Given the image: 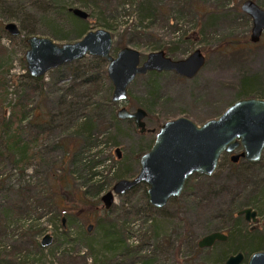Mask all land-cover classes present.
I'll use <instances>...</instances> for the list:
<instances>
[{
	"label": "rangeland",
	"instance_id": "374dc122",
	"mask_svg": "<svg viewBox=\"0 0 264 264\" xmlns=\"http://www.w3.org/2000/svg\"><path fill=\"white\" fill-rule=\"evenodd\" d=\"M243 1L0 0V25L13 21L22 30L19 36L3 35L2 45L6 51L0 54L3 72L0 111L5 110L9 116L16 102L29 104L27 119L20 126L21 140L31 142L34 152L26 162L8 160V155H4L2 133L0 264H80L74 260L76 251L83 254L90 242L101 241L104 235L99 223L104 220L105 226L107 219L101 196L113 188L115 177L124 170L132 173L127 178L137 175L140 169L137 160L147 152L159 125L185 116L201 126L220 116L233 101L243 98L240 96L245 79L253 81L248 92L264 99V33L259 42L250 41L252 20L249 22L248 15L241 9ZM255 1L264 8V0ZM74 6L89 12L86 19L89 30L104 28L105 22L111 24L112 28L108 29L114 35L112 53L115 55L124 46L138 49L143 59L159 50L166 51L174 60L187 58L197 48L203 50L207 61L194 78L187 79L171 71L146 73L137 76L129 87L128 98L122 106L132 111L138 107L146 109L147 127L155 132L142 135L126 121L119 128L105 131L119 106L108 103L105 98L106 85L112 83L110 80L106 85L102 82L105 79L101 71L108 64L101 57L88 55L77 60L76 67H80L81 72L91 67L89 73L96 77L93 82L85 83L83 77H74L69 68L57 67L44 75L43 92L30 89L33 79L26 68L24 54L28 46L24 36L44 35L59 44L81 39L82 34L74 25L77 16L67 8ZM99 76L101 80L96 82ZM21 113L18 112V116ZM68 113L72 122L66 120ZM84 114L92 117L94 137L89 141L83 161H88L92 153H98L95 159L105 167L100 183L109 182L107 189L97 197L90 196L87 202L74 197L76 201L63 200L59 205H49L55 189L51 174L56 168L59 174L66 168L69 175L73 169L69 161H64V148L59 143L72 138L74 126ZM36 116L47 117L48 123L33 126L29 121L34 122ZM116 148L120 149L121 158ZM240 151L241 148L237 150ZM262 157L257 163L234 164L224 155L213 175L193 174L182 195L171 198L160 208H147L148 186L142 183L123 195H115L110 221L115 222V229L126 228L129 243L135 249L142 246L139 255H147L156 264H224L222 254L225 252L228 256L241 251L237 250L239 245L247 249L241 251L244 256H250L248 249L256 246L257 239L244 244V235L238 232L234 241L231 230L236 227L249 230L254 225L247 222L244 215H237V211L251 206L259 212L256 228L264 233V152ZM80 174L89 176L87 171ZM83 180L71 179L70 188L78 190ZM27 188V195H22ZM29 215L34 226L27 229L22 223ZM58 216L71 224V238L67 240L58 228ZM238 216H241L239 224L235 221ZM89 224L93 225L91 232L86 230ZM152 225L157 227V234H153ZM77 229L83 233L75 232ZM216 231L229 235L228 240L217 241L206 248L198 246L200 239ZM47 233L53 236L52 244L43 246L41 240ZM96 247V252L104 253L98 250V245ZM135 249L129 257L125 249L105 253L102 263L129 264L137 255ZM64 251L74 256L65 257ZM248 259L245 257L242 264H247Z\"/></svg>",
	"mask_w": 264,
	"mask_h": 264
},
{
	"label": "water",
	"instance_id": "95a60500",
	"mask_svg": "<svg viewBox=\"0 0 264 264\" xmlns=\"http://www.w3.org/2000/svg\"><path fill=\"white\" fill-rule=\"evenodd\" d=\"M241 4L242 11L252 20L250 41L257 43L264 33V8L255 0H244ZM69 11L83 20L89 17V12L77 6L70 7ZM4 29L9 35L21 34V28L13 21L5 23ZM26 44L28 49L24 57L32 78L44 77L48 71L88 55L103 58L108 64L107 75L113 86L112 101L119 106L117 117L133 120L141 134L155 132V129L147 127V110L138 107L132 111L122 106L136 77L151 71H171L187 79L194 78L207 61L200 48L187 58L176 60L162 50L153 51L143 59L142 53L132 46L120 48L115 55L112 53L115 44L113 32L105 28L89 30L75 42L59 44L48 36L32 35L26 38ZM154 139L152 146L139 158L137 175L116 181L113 188L101 196L104 208H112L116 194L123 195L142 183L148 186L149 203L156 208L164 207L171 198L182 195L187 180L193 174L213 175L224 153H228L233 162L240 157L259 161L264 151V99H237L222 115L207 120L201 126L185 116L167 120L160 125ZM240 148L242 151L236 152ZM115 151L121 158L120 149ZM237 213L245 215L247 221H258V212L251 207ZM62 221L65 224L64 217ZM92 229L93 225L89 224L87 230L91 232ZM228 236L221 231L212 232L200 239L198 246L210 247L217 241H227ZM52 239L53 236L47 233L41 244L51 245ZM245 257L241 251L230 254L225 264H242ZM247 264H264V250L251 253Z\"/></svg>",
	"mask_w": 264,
	"mask_h": 264
},
{
	"label": "trees",
	"instance_id": "16d2710c",
	"mask_svg": "<svg viewBox=\"0 0 264 264\" xmlns=\"http://www.w3.org/2000/svg\"><path fill=\"white\" fill-rule=\"evenodd\" d=\"M257 3V2H256ZM68 10L70 7H67ZM247 16V15H246ZM75 19V24L78 27V33L81 35L80 37H83L84 35L87 34V31L89 30V23L87 20H83L80 19L78 17H74ZM249 22H251V18L248 16ZM108 23V24H107ZM104 28L106 29H111L112 26L109 22H105L103 23ZM4 33H7L4 29V24L0 25V54H4V52L6 51V48L2 45V39H3V35ZM22 33V30H21ZM29 35H25L24 36V42L26 43V38ZM230 45V44H229ZM77 62H73V63H67L66 65L60 66L58 68H69L71 70V72L73 73L74 77L77 78V76H81L83 77V82L85 81V83H89L90 81L93 82L95 80V76H92L89 73V70L91 69V67L88 66L87 69H84L81 72V68L80 67H76ZM108 66V65H107ZM1 67V66H0ZM155 72L157 71H151V72H147V74L150 75H154ZM3 74L2 69L0 68V83L2 82L1 80V75ZM101 75L103 76L102 78H104L105 80H103L102 82L104 83V85L107 84L108 80H109V76L107 75V68H103L101 71ZM101 76H99L96 79V82H100ZM33 79V83L31 84V90H35L38 91L40 90V92H43V82L45 80L44 77H39V78H31ZM246 81H243V85H242V95L240 97H256V95H251L253 93H250L248 91L251 90V88L253 87V81H247V79H245ZM101 86V85H100ZM106 87H108V90L106 92L105 98H107V102L108 103H113L112 101V92H113V86L111 85H106ZM260 97V96H257ZM64 101H66V97L63 98ZM240 99V98H238ZM2 100H0V108L2 107ZM29 104H22L21 102H16L15 105L13 106L12 110L9 112L10 115L7 116V113L5 110L0 111V138L4 135V148H6V151L4 153V155H8L6 158L8 160L14 161V163H22V162H26L28 159L32 158L34 156V152L32 153V146H31V142H23L21 140L22 138V134L23 130L20 129L21 124L24 123V121H26V109L28 108ZM37 107H40V103ZM96 108V105H95ZM22 112L21 116H18V112ZM148 112V111H147ZM69 114H67L66 120L67 122L70 121L72 122L71 118L69 117ZM91 114V113H90ZM148 116V115H147ZM37 119H35V121H29V123H31L33 126L35 127H40L43 124L48 123L46 120L48 119L46 118H42L41 116H36ZM113 121L111 124H109L108 126L106 125L105 131H107L108 129L111 128H119L118 126L120 124L123 123V121H126L127 123L133 124L134 127H136L135 122H133V120H129V119H119L117 117V112L113 113V117H112ZM92 117L91 115H87L84 114V118L80 119L79 122L76 124V126H74V134L72 136V138H70L68 141H61L59 143V146H63L64 148V161H69V163L72 165V170L71 172H69V175H67V173L65 172L67 169L64 168V171L62 173L59 174V172H57V168L56 171H54L51 174V180L53 181V183L55 184V189L53 190L54 193V197H51V202L49 205H59L63 200L65 201H76L75 198L79 199L82 203L83 202H87L86 199H88L90 196H98L99 194H101L105 189H107V184L109 182H101V179L103 180V172H104V166L102 167V163L100 164V162H98L97 159H95V155L97 154H93L90 155L89 160H85L83 161V155L86 154V149L89 146V141L92 139V137H94V134H92L91 131V127H92ZM66 126V125H65ZM160 126V125H159ZM24 129V128H23ZM25 130V129H24ZM90 133L89 135H85L86 133ZM3 133V135H2ZM85 133V134H83ZM148 133V132H146ZM145 133V134H146ZM144 135V134H142ZM155 139L153 140L152 143L149 144L148 149L152 146V144L154 143ZM99 146V145H97ZM2 147V149H3ZM147 149V150H148ZM1 151V148H0ZM100 154V153H99ZM1 155V152H0ZM140 158V157H139ZM87 161V162H86ZM139 161V159L137 160ZM64 164H66L65 162H63ZM235 164V163H234ZM84 165V166H83ZM66 167V166H65ZM84 167H86L84 169ZM102 167V168H100ZM125 169V168H124ZM88 172V177L87 176H81L80 172ZM77 173V174H76ZM132 173H130L128 170H124V173H120L118 174V176H116L115 178H117V181L126 177H129ZM86 175V174H85ZM79 177V178H78ZM83 180V182L80 185V188L78 190H72L70 188L71 186V179H76V180ZM188 183V182H187ZM188 185V184H187ZM185 188V187H184ZM91 190V191H90ZM92 190L93 193H92ZM28 188L27 190H24L22 195H27L28 193ZM147 191V189H146ZM145 191V192H146ZM146 195V194H145ZM75 197V198H74ZM146 205L148 206L147 208L151 209L152 206L149 202H148V196L146 195ZM95 203H98L95 202ZM113 208V207H112ZM111 209H106L105 208V217L107 219V222L105 223L106 225H103L104 220H102L100 224L101 229L104 230V235L103 238L101 239V241H96V242H90L88 244V248L86 249L85 252H83V254L81 253L82 251L77 250L76 253L74 254L76 256H74L72 253H69L67 251L63 252V255L65 257L71 258L72 256H74V260L76 263H82V264H103L102 260L104 258H102V256H104V254L109 253L113 250H118V249H125L126 255L127 257L131 256L133 253V249H135V247L133 246V244L131 245L129 242V237L127 236V229L126 228H117L115 229V225H114V221H110L111 219L109 218V214L110 212H113ZM241 216H238L237 218H235V221L238 223V220H240ZM30 215L27 217V219L23 220V226L27 227V229L32 228L34 226V224L31 222V220L29 221ZM109 220V221H108ZM56 221L59 222L58 224V228L61 230V234L63 235V237L66 238H71V233L72 231H70L71 228V224L69 222H64L60 219V217H56ZM239 224V223H238ZM155 225H152L153 227V234H157L155 233L158 229L157 227H154ZM87 230V228H86ZM93 230V229H92ZM78 233H83L82 230H75V232ZM89 231V230H88ZM237 231V233H236ZM85 232V231H84ZM238 232L242 233L244 235V238L246 241H244V244H250V242L254 239H257V244H255L256 246H254L253 248L248 249V254L250 255L251 253L255 252V251H259V250H264V233H262L259 229L255 228V229H239V227L232 229L231 230V239L234 241H236V239L234 237H236V234H238ZM87 234V233H86ZM126 234V235H125ZM229 237V236H228ZM67 240V239H66ZM250 240V241H249ZM243 242V241H242ZM96 245H98L100 248H98V250H102L104 253H100V252H96L97 251V247ZM131 246V247H130ZM217 246V245H216ZM239 250H247V249H243V245H239ZM142 246L137 247V249H135V251H137V255L134 259V261H131L129 264H156L155 261L153 260H149L147 255H139ZM95 250L96 253H94L93 251ZM219 251H223V249H219ZM85 253V254H84ZM238 253V252H236ZM247 253V252H246ZM72 254V256L70 255ZM222 255H224V259L221 261L222 263L226 262V260L228 259V255L224 252ZM246 257H250V256H246ZM74 264V262H73ZM217 264V263H215ZM225 264V263H224Z\"/></svg>",
	"mask_w": 264,
	"mask_h": 264
},
{
	"label": "flooded vegetation",
	"instance_id": "af4514ba",
	"mask_svg": "<svg viewBox=\"0 0 264 264\" xmlns=\"http://www.w3.org/2000/svg\"><path fill=\"white\" fill-rule=\"evenodd\" d=\"M237 100V99H236ZM220 115H222V113L220 114ZM219 117V116H218ZM241 151H242V149H241ZM240 151V152H241ZM237 152V151H236ZM264 152V151H263ZM263 155V154H262ZM228 157L230 158V155H228ZM262 157V156H261ZM263 158V157H262ZM261 158V159H262ZM260 159V160H261ZM230 160L232 161V158H230ZM240 161H248V162H252V161H250V160H248L247 158H243V157H240V159L238 160V161H235V162H233V163H238V162H240ZM257 163V162H256ZM248 207H251V206H248ZM251 208H253V207H251ZM243 209H245V208H243ZM254 209V208H253ZM255 210V209H254ZM256 212H258L257 210H255ZM238 212V211H237ZM237 215H239L238 213H237ZM243 215V214H242ZM258 216H259V212H258ZM244 217H245V215H244ZM246 220V219H245ZM247 221V220H246ZM258 221H259V217H258ZM257 221V222H258ZM247 222H252V223H254V225H252L251 226V229H255L256 228V224H257V222L255 223V222H253V221H247ZM233 254H235V253H233Z\"/></svg>",
	"mask_w": 264,
	"mask_h": 264
},
{
	"label": "bare ground",
	"instance_id": "6f19581e",
	"mask_svg": "<svg viewBox=\"0 0 264 264\" xmlns=\"http://www.w3.org/2000/svg\"><path fill=\"white\" fill-rule=\"evenodd\" d=\"M224 155H229L228 153H224L221 157H220V159H222V157L224 156ZM221 161V160H220ZM219 164H220V162H219ZM217 170V169H216Z\"/></svg>",
	"mask_w": 264,
	"mask_h": 264
}]
</instances>
